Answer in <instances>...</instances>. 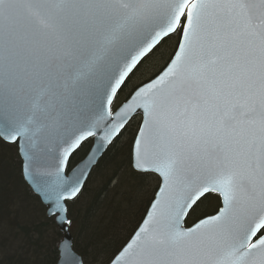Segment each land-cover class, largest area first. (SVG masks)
Returning <instances> with one entry per match:
<instances>
[{
	"label": "snow or ice",
	"instance_id": "1",
	"mask_svg": "<svg viewBox=\"0 0 264 264\" xmlns=\"http://www.w3.org/2000/svg\"><path fill=\"white\" fill-rule=\"evenodd\" d=\"M177 32L165 70L114 114L128 73ZM137 109L132 166L162 182L112 264H264V0H0V137L24 142L49 215L65 220L63 202ZM45 156L54 164L42 169ZM210 193L215 214L184 227Z\"/></svg>",
	"mask_w": 264,
	"mask_h": 264
},
{
	"label": "trees",
	"instance_id": "2",
	"mask_svg": "<svg viewBox=\"0 0 264 264\" xmlns=\"http://www.w3.org/2000/svg\"><path fill=\"white\" fill-rule=\"evenodd\" d=\"M174 36L178 37V33L163 40L153 52ZM124 132L90 173L85 186L97 178L95 188H83L67 203L70 204L68 229L82 264H107L112 259L140 223L158 186L154 174L131 168V144L136 129L130 140H125L127 143L121 142ZM89 145V140L81 145L71 156L67 169L85 155ZM151 177L155 186L148 191L146 181ZM218 207L219 198L207 194L191 209L185 225L214 213ZM61 236L53 218L46 216L45 207L21 176L16 145L0 139V264H56Z\"/></svg>",
	"mask_w": 264,
	"mask_h": 264
},
{
	"label": "water",
	"instance_id": "3",
	"mask_svg": "<svg viewBox=\"0 0 264 264\" xmlns=\"http://www.w3.org/2000/svg\"><path fill=\"white\" fill-rule=\"evenodd\" d=\"M170 35H172V34H170ZM169 35V36H170ZM168 37V36H167ZM167 37H165V38H167ZM164 38V39H165ZM164 39H162L156 46H154L148 53H146L145 54V56H143L138 62H137V64L133 67V69L128 73V75L125 77V80H124V82L121 84V86H120V88L117 90V93L119 92V90L123 87V85H124V83L126 82V80L128 79V77L133 73V71L138 67V65L164 40ZM177 47H178V43H177V46H176V48H175V51H176V49H177ZM175 51H174V53H173V55L171 56V58L175 55ZM171 58H170V60L168 61V63L161 69V71L160 72H158L154 77H152L150 80H148V81H146L145 83H143V84H141V85H139L138 87H136L132 92H131V94L123 101V102H121L114 110H112L113 111V113L115 114L116 112H118L119 110H120V108L123 106V104L125 103V102H127L128 100H130L131 99V96L135 93V91L138 89V88H140V87H142L143 85H145L146 83H148V82H150L151 80H154L157 76H159L164 70H165V68L168 66V64L170 63V61H171ZM117 93H116V95H117ZM116 95L114 96V98H113V101H114V99H115V97H116ZM113 103V102H112ZM111 107H112V105H111ZM137 116H139L140 117V123H139V126H138V129H137V131H136V134H135V136H134V139H133V141H132V145H131V167H132V169L133 170H135L136 172H140V173H152V174H155L156 176H157V178H158V180H159V184H158V186H157V188H156V191H155V193H154V196H153V198H152V200H151V202L149 203V205H148V207H147V210H146V212H145V214H144V216H143V218L141 219V221H140V223L138 224V226H137V228L134 230V232L132 233V235L130 236V238L126 241V243L124 244V245H126L131 239H132V237L134 236V234H135V232L138 230V228L140 227V225L143 223V220H144V218L147 216V213H148V211L150 210V207H151V203H152V201L155 199V196H156V193L158 192V190H159V186H160V184H161V182H162V178L157 174V173H155V172H152V171H147V172H145V171H139V170H136L135 168H133V166H132V153H133V145H134V142H135V139H136V136H137V134H138V132H139V129H140V126H141V124H142V122H143V110L142 109H137V111L135 112V113H133V114H131L130 115V117L128 118V120H127V122H126V124H125V126H124V128L123 129H121V131H120V133L118 134V136L123 132V130L126 128V126L129 124V122L134 118V117H137ZM117 136V137H118ZM117 137H115V139L117 138ZM0 139L1 140H3L4 142H6V143H8V144H15L16 145V147H17V154H18V156H19V159H20V168H21V176H22V178H23V180H24V182L26 183V185L28 186V188L31 190V192L35 195V196H37L38 197V199H39V201L41 202V204L45 207V209H46V216L47 217H52L53 218V221H54V224H55V226H56V228L58 229V231L61 233V239L59 240V242H58V244H57V251H58V257H57V261H56V264H63V259H62V251H61V249H62V246L65 244V243H67L70 247H71V249H72V251L75 253V256L79 259V261H80V264H82V259H81V257H80V255L79 254H77L76 252H75V250L73 249V242H72V236H71V234L69 233V231H68V224H69V217H68V214H67V205H66V203L68 202V201H72V200H74L77 196H78V194L81 192V190H82V188H83V186H84V184H85V182L87 181V179H88V177H89V175H90V173H91V171L93 170V168L96 166V164H97V162L99 161V159L102 157V155L105 153V151L107 150H105L100 156H99V158L96 160V162L94 163V164H92L88 169H87V175L85 176V177H83V183L81 184V186H80V191L77 193V195L75 196V197H73V198H71V199H67V200H65L63 203H64V206H65V208H66V211L63 213V215H64V217H65V220L64 221H60L59 219H57V217L58 216H60L61 215V213H59V212H57V213H55L54 215H49L48 214V210H49V208L51 207V202H49V201H47V200H45L44 198H43V196H42V194L40 193V192H38L37 190H36V181L34 180V178L32 177V176H30V175H28V174H26L25 173V171H24V157H23V145H24V142L23 141H20V140H18V141H16V142H9V141H7V140H5L4 138H2V137H0ZM91 140V142H90V146H89V149H88V151L86 152V154L79 160V161H77L70 169H68L67 170V166L65 167V170H64V175L67 177V178H69V180H71V179H74L75 178V175H76V172H78L79 171V168H80V166H81V162L82 161H84L86 158H87V156H88V153L92 150V147H93V145H94V143H95V138L94 137H89L87 140ZM114 139V140H115ZM114 140H113V142H114ZM85 142V141H84ZM112 142V143H113ZM110 146V145H109ZM77 151V150H76ZM75 151V152H76ZM74 152V153H75ZM73 153V154H74ZM72 154V155H73ZM71 155V156H72ZM71 156H70V158H71ZM70 158H69V160H70ZM52 164H54V160L51 158V157H48V156H45L44 157V159H42V161H41V168L43 169L44 167H46V166H48V165H52ZM68 165V164H67ZM213 194H216V193H213ZM217 196H218V194H216ZM203 198V197H202ZM201 198V199H202ZM218 198H219V207L221 206V199H220V197L218 196ZM194 207V206H193ZM218 207V208H219ZM218 210V209H217ZM216 210V211H217ZM191 210H189V212H190ZM188 212V213H189ZM213 214H215V212L213 213ZM213 214H211V215H213ZM188 215V214H187ZM187 215L185 216V218H184V222H183V226L184 227H191V226H193L196 222H198V220H200V219H202V218H204V217H206V216H204V217H202V218H200V219H198L197 221H195L194 223H192V224H190V225H188V226H185V220H186V218H187ZM208 216V215H207ZM123 245V246H124ZM123 246L120 248V250L123 248ZM119 250V251H120ZM119 251L112 257V259L107 263V264H112V261H113V259L115 258V256L119 253Z\"/></svg>",
	"mask_w": 264,
	"mask_h": 264
},
{
	"label": "rangeland",
	"instance_id": "4",
	"mask_svg": "<svg viewBox=\"0 0 264 264\" xmlns=\"http://www.w3.org/2000/svg\"><path fill=\"white\" fill-rule=\"evenodd\" d=\"M176 38L177 37L174 36V38H172L171 40H168L167 42L163 43L155 52H153L150 56H148L140 64V66L137 68V70L131 75L130 79L123 86V88L119 92V94H117V96L115 97L113 104H112V110H114L125 98H127L135 87L141 85L145 81L150 80L154 75H156L161 70V68L165 65V63L167 62L168 58L171 55V51H172L174 44L176 42ZM139 121H140L139 117H134L129 122V124L126 126L127 130L125 132L123 130L124 134L121 138V142H126L125 140H127L128 138L130 140V138L132 137V135L135 132V129H137L136 127L138 126ZM115 140H114V142H115ZM130 166H131V160H130ZM97 183H98L97 178L95 180L91 179L87 183L86 186L84 184L85 187L83 186V188H85L86 190H88V189L91 190V189L95 188ZM146 186H147L146 188L148 189V191H150L151 189L154 188L155 185H154L153 177L149 178L146 181ZM79 205L80 204L78 203L77 206H79ZM69 206H70V204L67 206V209L69 208ZM68 216H70V215L68 214Z\"/></svg>",
	"mask_w": 264,
	"mask_h": 264
}]
</instances>
